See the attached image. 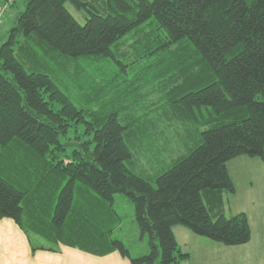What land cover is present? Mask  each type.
I'll use <instances>...</instances> for the list:
<instances>
[{"label": "trees", "instance_id": "1", "mask_svg": "<svg viewBox=\"0 0 264 264\" xmlns=\"http://www.w3.org/2000/svg\"><path fill=\"white\" fill-rule=\"evenodd\" d=\"M141 59L152 76L135 75L126 97L122 74ZM241 156L264 161V0L23 1L0 45V218L33 252L180 264L179 226L245 245L246 215L224 214L226 165ZM116 195L148 254L112 238Z\"/></svg>", "mask_w": 264, "mask_h": 264}, {"label": "crops", "instance_id": "2", "mask_svg": "<svg viewBox=\"0 0 264 264\" xmlns=\"http://www.w3.org/2000/svg\"><path fill=\"white\" fill-rule=\"evenodd\" d=\"M2 0H0L1 2ZM13 8V7H11ZM227 171L235 187L245 185L243 173L253 172L250 185L251 189H258L255 197L246 196L243 198L247 201L251 209L245 207H235L233 204V195L224 196V214L233 213L234 215L243 213L246 215L250 230V241L238 247H225L217 243H204L208 247L206 250L214 259L211 258V264H264V161L258 158L238 157L227 163ZM258 185V186H257ZM229 205H228V204ZM233 216V215H232ZM231 217V216H230ZM175 228V227H174ZM204 252H201V254ZM196 253L193 255V257ZM230 255L232 259L225 261V256ZM235 255H237L235 257ZM200 255L197 254V258ZM193 261V264H205L200 257ZM191 254L186 261L190 264ZM0 264H130L125 258L115 251L111 250L101 255H92L78 249L59 245L58 252L35 251L31 250L25 234L10 219L0 218Z\"/></svg>", "mask_w": 264, "mask_h": 264}, {"label": "rangeland", "instance_id": "3", "mask_svg": "<svg viewBox=\"0 0 264 264\" xmlns=\"http://www.w3.org/2000/svg\"><path fill=\"white\" fill-rule=\"evenodd\" d=\"M14 1L16 2L15 7L11 8V4H12L11 3L10 7L7 8L5 12L1 14L0 16V19H1L0 45L5 40V35L7 31L10 29L13 19L15 18L16 14L18 13V11L21 12L23 10L24 0H14ZM65 8L68 10V12L73 16V18L79 24L83 25L85 23L87 14H85L83 11L81 12L77 11L70 3H66ZM118 61H122V59L118 58ZM146 62L147 60L141 59L140 61L137 62L139 64L133 63L130 65L129 63H127V65H129L126 67L127 75H124V73L122 74V76L125 79H127V81L125 83L124 82L121 83V85L124 86V89H125L121 91L122 93H124V95L126 94V97L127 96L132 97V95H136L134 92L129 91L130 88L127 86V82L131 83L135 75L138 74L143 78H146L147 76L149 77L152 76L151 75L153 73L152 69L148 71L144 69ZM123 64L126 65L125 63ZM107 72L113 75L115 73L120 75L121 68L118 66L117 63L112 61V65L108 66ZM120 80L123 81L122 79ZM156 87H157L156 84H153L152 90H155ZM150 90L151 89L149 87L148 91L150 92ZM157 97L158 96L154 95L152 97H149V100L151 99L157 100L158 99ZM253 174H254L253 172L243 173L245 185L243 186L238 185L236 188L237 194H234L233 196L231 195L233 197L232 201L235 207H245V209H251L247 201H245V199L242 196L243 194H246V193H247L246 196L248 195V196H253V197L257 196L256 195L257 193L259 194L258 189L250 190V185L248 184ZM113 209L121 217V224L119 228L113 232L112 238L120 240L124 244L126 249L129 251L132 258H137V257L148 254L149 252L148 237L146 235L143 237L140 235V232L135 223V213H134L133 205L124 196L116 195ZM232 215H234L232 212L227 213V217H230ZM172 232H173L174 238L177 241L181 251L191 254L190 264H193L192 260L196 261L197 254L200 255L199 258H197L198 259L197 263L200 262V257H201V260L205 264H211V261H212L211 258L214 259V257L209 252H207L209 251V250H206V248L208 247H205L206 245L204 244L205 242L208 244H211V241L207 240L206 238L197 236L181 226L173 228ZM201 252H204V253L201 254ZM195 253L196 255L193 257ZM236 256L237 255H235V257ZM231 259H232V256L230 255L225 256V261H230ZM185 262L186 261L180 264H186L187 262L186 263ZM233 264H237L236 261H234V258H233Z\"/></svg>", "mask_w": 264, "mask_h": 264}, {"label": "built area", "instance_id": "4", "mask_svg": "<svg viewBox=\"0 0 264 264\" xmlns=\"http://www.w3.org/2000/svg\"><path fill=\"white\" fill-rule=\"evenodd\" d=\"M14 0H5L3 2L0 3V16L1 14H3L5 12V10L7 8H9L10 4L13 2ZM0 24H1V19H0Z\"/></svg>", "mask_w": 264, "mask_h": 264}]
</instances>
